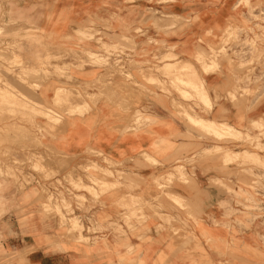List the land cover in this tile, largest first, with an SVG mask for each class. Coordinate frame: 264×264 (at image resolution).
Wrapping results in <instances>:
<instances>
[{
  "label": "crops",
  "instance_id": "obj_1",
  "mask_svg": "<svg viewBox=\"0 0 264 264\" xmlns=\"http://www.w3.org/2000/svg\"><path fill=\"white\" fill-rule=\"evenodd\" d=\"M231 1L9 0L5 5L6 10L11 9L6 20L21 26L20 53L25 63L39 67L48 56L69 61L68 55L81 47L99 49L98 40H81L78 31L83 30H97L96 38L105 43L136 37L137 45L130 54L140 61L170 48L180 58L188 59L199 52L202 39H211L233 19ZM153 7L182 16L192 22L191 28L169 32L156 28L155 19L147 11ZM69 74L70 78L40 76L37 95L43 104L51 103L63 84L80 86L96 100L88 102L90 110L65 113L60 123L45 116L38 118L42 128L38 136L69 155L96 149L121 163V168L131 173L132 181L127 185H135L132 194L143 201L146 217L140 221L138 212V217L126 221L120 194H105L99 203L79 212L88 229L96 228L88 233L92 243L87 245L68 240L57 216L47 215L26 200L21 208L12 207L0 220V262L5 264L10 252H26L32 264H220L222 246L253 245L252 224L237 231L227 217L232 195L212 183L224 178L220 159L202 157L201 150V157L187 162L199 148L194 149L186 136L197 137L201 132L174 106L177 99L152 87L150 90L157 94L118 80L101 82L107 72L100 65L73 67ZM202 77L210 89L212 107L205 114L197 108L200 117L236 127L239 119L234 106L223 97L214 103L215 93L221 94L225 87V76L210 72ZM124 101L141 111L140 122L134 118L135 110L125 109ZM144 153L155 162L148 161ZM179 163L186 167L190 180L175 174L162 189L157 181H167ZM123 192L128 194L130 189L126 187ZM170 195L179 196L182 205Z\"/></svg>",
  "mask_w": 264,
  "mask_h": 264
},
{
  "label": "rangeland",
  "instance_id": "obj_2",
  "mask_svg": "<svg viewBox=\"0 0 264 264\" xmlns=\"http://www.w3.org/2000/svg\"><path fill=\"white\" fill-rule=\"evenodd\" d=\"M8 1L0 0V220L12 207L21 208L22 202L27 200L47 215L57 216L68 240L90 245L92 240L88 233L96 228L88 229L79 212L96 205L108 193L120 194L126 221L138 217V212H141L138 219H145L144 203L132 194L135 185L129 182L127 185L131 173L121 168V163L96 149H89L83 155L66 154L46 144L37 134L42 129L38 118L45 116L51 122L60 123L65 113L90 110L88 102L96 100L80 86L63 84L53 101L43 104L37 95L40 76L48 79L55 74L70 78L73 67L80 69L85 64H94L106 68L107 74L99 79L101 82L118 80L145 92H152V87L178 100L174 101V106L201 132L197 137L186 136L188 142L195 145L190 147L199 148L195 157L190 156L187 162L201 157L198 153L201 150L202 157L220 159V173L224 178L212 183L232 195L227 217L235 223L237 231L251 224L253 227V245L222 246L220 264H264V0H232L233 19L211 39H202L199 52L188 59L180 58L170 48L140 61L138 56L130 54L137 45L136 37L125 36L122 42L105 43L96 38L97 30H83L78 31L81 40L96 39L100 42L99 49L91 51L81 47L68 55L69 61L48 56L39 67H29L20 53L21 26L6 20V13L11 11L6 10ZM147 11L158 29L169 32L191 28L192 22L170 11L154 7ZM13 35L18 36L13 38ZM168 55H174V59ZM210 72L225 76L222 95L215 93L214 103L226 98L239 119L236 124L239 131L228 137L206 132L188 117L190 114L202 116L197 108L205 114L212 107L210 89L202 77ZM124 106L126 110H135L137 122L142 120L141 111L133 103L124 101ZM209 144H216L210 152L207 151ZM143 156L155 162L146 153ZM182 164L175 166V173H169L167 181H162L163 178L162 182L157 181L162 189L175 174L190 180ZM103 168L112 172L109 177ZM126 187L130 189L128 194L123 192ZM176 196L169 197L182 205ZM2 237L0 231V239ZM6 259L5 264H32L26 252H10Z\"/></svg>",
  "mask_w": 264,
  "mask_h": 264
},
{
  "label": "bare ground",
  "instance_id": "obj_3",
  "mask_svg": "<svg viewBox=\"0 0 264 264\" xmlns=\"http://www.w3.org/2000/svg\"><path fill=\"white\" fill-rule=\"evenodd\" d=\"M176 16V15H175ZM83 30V29H82ZM171 55V54H170ZM170 55H168V58H172V59H174L173 57H174V55H176V54H174V55H172V56H170ZM177 62V61H176ZM199 63V62H198ZM205 64V63H204ZM207 64V63H206ZM168 65V64H167ZM176 65V64H175ZM178 65H179V63H178ZM171 66V65H170ZM192 66V65H191ZM201 66V65H200ZM168 67V66H167ZM207 67V65L205 66V68ZM164 68V67H163ZM177 68H179V67H177ZM190 68V67H189ZM193 68H194V66H193ZM169 69H171V68H169ZM196 69V68H195ZM172 70V69H171ZM174 70V69H173ZM186 70V69H185ZM191 70V69H190ZM190 70H189V72H190ZM174 71H176V69L174 70ZM179 71V70H178ZM182 71V70H181ZM194 71V70H193ZM147 72H148V70H147ZM167 72V71H166ZM169 72V71H168ZM23 73V72H22ZM152 73V72H151ZM171 73H172V71H171ZM197 73V72H196ZM173 74V73H172ZM182 74H184V73H182ZM192 74V73H191ZM29 75V74H28ZM27 75V76H28ZM178 74H176L175 76H177ZM179 75H181V74H179ZM193 75V74H192ZM127 76V75H126ZM152 76H153V74H152ZM172 76H174V75H172ZM183 76V75H182ZM30 78V77H29ZM34 78H36V77H34ZM39 78V77H38ZM128 78V77H127ZM181 78V77H180ZM191 78H192V76H191ZM40 79V78H39ZM183 79V78H182ZM149 80V79H148ZM189 79H187V81H188ZM191 80V79H190ZM15 82V81H14ZM26 82V81H25ZM151 82V81H150ZM192 82V81H191ZM190 82V83H191ZM19 83V82H18ZM188 83H189V81H188ZM7 84V83H6ZM10 84V83H9ZM27 84V83H26ZM39 84V83H38ZM21 85V84H20ZM15 86H17L16 84H15ZM14 86V87H15ZM23 86V85H22ZM18 87V86H17ZM191 87V86H190ZM24 88V87H23ZM59 90V89H58ZM21 91V90H20ZM23 91V90H22ZM32 92V91H31ZM191 92V91H190ZM189 92V93H190ZM203 92V91H202ZM73 93V92H72ZM58 94V93H57ZM64 94V93H63ZM74 94V93H73ZM88 94V93H87ZM35 95V94H34ZM75 95V94H74ZM76 96H78V95H76ZM32 99V98H31ZM75 99V98H74ZM73 101V100H72ZM78 101V100H77ZM5 102V101H4ZM9 102V101H8ZM80 103V102H79ZM11 104V103H10ZM186 104V103H185ZM12 105V104H11ZM79 105V104H78ZM123 105V104H122ZM14 106V105H13ZM2 107V106H1ZM18 107V106H17ZM21 107V106H20ZM126 107V106H125ZM128 107V106H127ZM3 108H4V106H3ZM61 108V107H60ZM122 108H124V107H122ZM68 109V108H67ZM125 110V109H124ZM190 110V109H189ZM67 111V110H66ZM44 114V113H43ZM42 114V115H43ZM47 115V114H46ZM187 115H188V113H187ZM34 116V115H33ZM23 117V116H22ZM57 117V116H56ZM188 117H189V119L192 121V122H195V123H197V124H199L200 126V128L201 129H203V130H205L206 132H212V133H215V134H219V135H221L222 137L223 136H225V137H228V136H231V134H233V133H235V132H238L239 130L235 127V126H233L232 124H229V123H227V122H219V121H215V120H213V119H209V118H205V117H197V116H194V115H192V114H190V115H188ZM60 118V117H59ZM33 121V120H32ZM39 128V127H38ZM229 134V135H228ZM215 147V146H214ZM214 147H212V148H209L207 151L208 152H210ZM244 152V151H243ZM242 152V153H243ZM246 152V151H245ZM231 153H233V152H231ZM240 153V152H239ZM239 153H238V155H239ZM228 154V153H227ZM241 154V153H240ZM229 155H231V154H229ZM248 155H249V153H248ZM252 155V154H251ZM246 156H247V153H246ZM250 156V155H249ZM258 156V155H257ZM229 157H231V156H229ZM238 157V156H237ZM255 157V156H254ZM254 159V158H253ZM103 167V166H102ZM100 168V167H99ZM104 169V168H103ZM106 170V176L107 177H109V175L112 173L110 170H108L107 168L106 169H104V171ZM104 171H102V172H104ZM101 172V173H102ZM100 173V174H101ZM105 173V172H104ZM105 175V174H104ZM100 178V177H99ZM103 178V177H102ZM105 179V178H104ZM115 186V185H114ZM171 196V195H170ZM177 197V196H176ZM178 198V201H181L180 199H179V197H177ZM176 199V198H175ZM121 200V199H120ZM183 202V201H182ZM160 216V215H159ZM161 219V218H160ZM77 227V226H76ZM79 227V226H78Z\"/></svg>",
  "mask_w": 264,
  "mask_h": 264
}]
</instances>
